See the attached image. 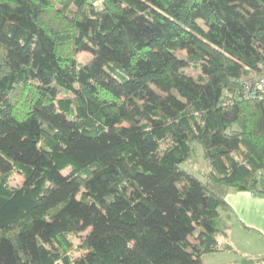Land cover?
Returning a JSON list of instances; mask_svg holds the SVG:
<instances>
[{
	"label": "trees",
	"instance_id": "16d2710c",
	"mask_svg": "<svg viewBox=\"0 0 264 264\" xmlns=\"http://www.w3.org/2000/svg\"><path fill=\"white\" fill-rule=\"evenodd\" d=\"M259 77L264 0H0V264H203L264 195Z\"/></svg>",
	"mask_w": 264,
	"mask_h": 264
},
{
	"label": "crops",
	"instance_id": "0c3cea01",
	"mask_svg": "<svg viewBox=\"0 0 264 264\" xmlns=\"http://www.w3.org/2000/svg\"><path fill=\"white\" fill-rule=\"evenodd\" d=\"M224 200L229 210L221 212L220 251L203 255L202 263L264 264V195L228 190Z\"/></svg>",
	"mask_w": 264,
	"mask_h": 264
},
{
	"label": "rangeland",
	"instance_id": "374dc122",
	"mask_svg": "<svg viewBox=\"0 0 264 264\" xmlns=\"http://www.w3.org/2000/svg\"><path fill=\"white\" fill-rule=\"evenodd\" d=\"M89 59H90V54L88 52H81L77 56L78 62L81 63H86ZM186 72L192 77H196L198 75V72L194 71L191 68L186 69ZM191 148H192V155L190 159L182 163L180 165V169L186 173L193 175L194 177H196L201 181H205L207 174L209 172V167L207 162L204 160L202 149L198 143H193ZM66 174L67 172L64 171L62 173V176H65ZM10 184L12 186H19L21 184V176L18 174H14L12 176ZM85 233L74 236L72 240L76 247V249L72 253L74 257L78 256L79 254V249H77V246L80 243L81 236H83V234Z\"/></svg>",
	"mask_w": 264,
	"mask_h": 264
},
{
	"label": "built area",
	"instance_id": "2783aa9c",
	"mask_svg": "<svg viewBox=\"0 0 264 264\" xmlns=\"http://www.w3.org/2000/svg\"><path fill=\"white\" fill-rule=\"evenodd\" d=\"M244 95L252 99H264V77L256 78L242 85Z\"/></svg>",
	"mask_w": 264,
	"mask_h": 264
}]
</instances>
